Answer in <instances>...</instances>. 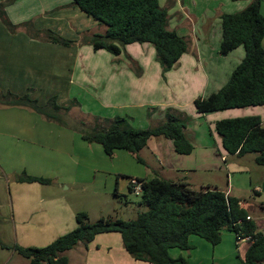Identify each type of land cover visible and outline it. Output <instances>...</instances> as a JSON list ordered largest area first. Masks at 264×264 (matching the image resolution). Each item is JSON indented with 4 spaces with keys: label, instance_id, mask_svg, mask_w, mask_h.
I'll return each instance as SVG.
<instances>
[{
    "label": "crops",
    "instance_id": "1",
    "mask_svg": "<svg viewBox=\"0 0 264 264\" xmlns=\"http://www.w3.org/2000/svg\"><path fill=\"white\" fill-rule=\"evenodd\" d=\"M165 1L163 6L161 1L158 0V3L168 9V29L175 30L178 36L188 41L187 52L180 57L177 65L162 77L153 47L149 44L127 45L124 47V53L141 70L140 76L134 77L131 71L127 72L124 68L114 70L111 58L108 64L103 66L100 61L92 60L94 56L88 59V56L79 55L77 47L80 45L74 40L72 41L75 45L62 47L41 39H32L20 26V23L26 20H33V27L37 31L47 29L59 33L63 29H74L75 22L85 14L73 6L72 0H15L6 6L4 11L9 21L19 27L14 33H10L0 21V94L12 93L21 96L31 90L34 96L30 97L37 100L35 91L45 87L46 79L53 78L55 87L50 85L52 82L49 83L53 89V95L50 93L49 99L55 97L56 103H59L60 94L66 95L69 89L66 86H74L75 92L80 94H84V88L95 87L98 96L106 102L109 99L121 102L129 98L133 103L126 106H132L138 111L149 107L148 115L157 119V125L163 119V109L167 108L172 109L182 119L208 115L206 120H210L211 128H214L213 124L217 121L240 117H259L264 127V106L198 114L193 105L198 97L217 92L243 59L244 50L241 47L226 56L219 55V17L222 14L242 11L251 0ZM3 2L5 0H0V4ZM170 2L171 8L168 6ZM260 13L264 17V0L260 3ZM43 21L48 22V26L42 27ZM105 30L102 29L99 34H104ZM262 45L264 47V39ZM58 52L62 58L58 57ZM52 64L62 70L58 72ZM60 74H65V78L66 74H70L64 86L63 82L59 81ZM105 78L110 80L106 92ZM123 86L130 89L125 97L123 91L121 92ZM72 100L79 103L80 99L75 97ZM72 100L65 104L69 103L70 106ZM37 102L40 105L46 103H40L39 100ZM104 106L106 109L108 103ZM9 108L11 107L0 106V179H5L8 199L7 204H4L0 193V241L9 246L40 247L44 245L34 242L45 240L44 244L47 245L59 236L55 234H63L56 232L58 228L66 223L71 225V220L75 218L73 203L55 200V195L44 190L47 185L15 181L19 171L10 167V161L15 159L13 162L17 164L18 159H23L27 145L37 143V134L41 133L39 128L47 124L37 118H9ZM184 133L193 146L189 155L175 153L167 139L152 137L138 154L141 159L138 163L142 165V170L136 174L134 171H123L125 178L130 182L131 179L149 180L158 176L175 183H185L195 191H221L226 196L242 200L241 206L250 213L258 230L264 233V169L256 165L255 155H228L222 148L220 138L212 134L210 129L208 136L204 133L196 134L194 131L189 133L185 129ZM93 149L101 160L99 148ZM27 156L33 162L38 159L30 152ZM126 159L124 155L119 156L122 164L127 162ZM4 205L11 208L9 220L5 219L7 216H3L1 212ZM85 213L89 220V211ZM5 223H11L14 237H2V234L9 232L6 231ZM74 227L76 228V225ZM188 242L190 250L171 249L170 256L182 257L188 264H243L249 246L247 242H236L234 234L227 230L221 231V241L216 246L196 236H190ZM0 251L3 253L0 254V264H29V260L16 252L1 248ZM61 256L66 258L68 264H149L132 259L124 250L118 233L97 235L86 246L79 244Z\"/></svg>",
    "mask_w": 264,
    "mask_h": 264
},
{
    "label": "trees",
    "instance_id": "2",
    "mask_svg": "<svg viewBox=\"0 0 264 264\" xmlns=\"http://www.w3.org/2000/svg\"><path fill=\"white\" fill-rule=\"evenodd\" d=\"M14 1L7 0L0 4V21L10 33H14L19 26L9 21L4 9ZM260 3L261 0H251L240 12L220 15L219 55L226 56L241 47L244 57L217 92L194 100L193 105L198 114L264 106V17L260 13ZM72 4L106 28L104 34H93L82 39L94 51L105 50L116 57L127 45L149 44L154 49L162 77L187 52L188 41L168 29L167 11L159 6L158 0H72ZM25 32L32 39L62 47L74 44L49 30L26 28ZM125 56L131 68L140 75L141 70L135 68L136 64L127 54ZM30 92L21 96L1 93L0 106L29 109L47 121L57 122L78 133L81 140L88 144L100 145L107 157L111 158L115 151L122 150L141 162L138 154L152 137L169 140L174 152L180 155H189L193 150L184 133L186 117L182 119L172 109L164 112L157 126L148 129L124 128L125 120L119 117L106 126L89 128L82 121L66 120V113L78 106L76 100L64 108L57 105L55 97L40 105L30 97ZM61 112L66 114L64 118ZM213 125L228 155L243 157L253 154L256 165L264 169V127L259 117L226 119ZM136 180L141 184L138 205L145 211L134 220L102 217L89 223L88 215L78 212L74 218L76 228L44 247L9 246L0 241V248L16 252L29 260V264H68L66 258L61 256L65 251L79 244L86 246L97 235L118 233L124 250L136 261L188 264L182 257L172 258L169 251L190 250V236L216 246L221 241V231L227 230L234 234L235 239H252L243 264H264V233L258 230L250 213L241 206L242 200L226 196L218 190L195 191L185 183H175L158 176L149 180ZM15 181L50 184L48 179L27 176L25 173L16 176ZM128 190L130 192V188ZM247 217H251V220H247Z\"/></svg>",
    "mask_w": 264,
    "mask_h": 264
},
{
    "label": "rangeland",
    "instance_id": "3",
    "mask_svg": "<svg viewBox=\"0 0 264 264\" xmlns=\"http://www.w3.org/2000/svg\"><path fill=\"white\" fill-rule=\"evenodd\" d=\"M159 1H161L160 3L162 6L165 2H168L165 0ZM175 1L176 0H172V2ZM160 3L159 6L168 12V9L162 7ZM168 6L170 8L172 7L171 2L168 4ZM169 21L170 17L168 16V22ZM20 25H23L25 29H34L33 20H26V22L20 23ZM41 25L42 27H46V25L48 26V22L43 21V24ZM102 29L105 30L103 25H100L92 18L83 15L82 19L75 22L74 29H63L59 33L52 30L50 31L66 40H74L75 42H78L80 45L79 48L77 47V50H79V55L82 54L83 57L88 56V59L94 56V59L92 60L100 61L103 66L108 64L111 58V64L114 70L124 68V70L127 72L131 71L134 74V77H139L140 75L138 74V76L136 71L131 68V63L129 60L125 58L124 49H122V54L118 58L104 50L94 52L92 46L82 40L86 35L101 33ZM44 30L47 31V29ZM34 31L37 30L34 29ZM58 57H61V55L59 54ZM52 63H54L53 60ZM52 67L58 72L62 70L59 69L56 64H52ZM135 68L138 67L135 65ZM69 76L70 74H66L65 78V74L58 75V77H60L59 81L63 82V86L69 79ZM73 79L74 77L72 80ZM45 81V87L35 91V98L39 100L40 103H45L51 94L53 95V89L49 86V83L52 82L50 85L55 87L53 84L55 80H53V78L46 79ZM109 85L110 80L105 78L104 92H106V89H108ZM66 88H69L66 95H59V103L57 102L58 105L68 106L69 103H65L70 102L72 99H75V97L80 99L79 103L77 102L78 106L70 109V111L66 113L67 115L64 112H61V116L64 118L66 115V120L68 121H82L86 127L93 128L95 125H97V127L100 128L102 126H106L116 117H119L125 120L123 126L124 128H152L157 125V119L151 118L148 115V111L150 110L149 107L138 111L132 106H126L133 103L129 98L122 100L121 102H114L111 99L106 102L103 100V98L98 96V92L95 87L84 88V94H80V92L76 93L74 86H66ZM121 88V92L123 91L125 97L130 89L126 86ZM29 94L30 96H34L33 92H30ZM69 97L71 100H68ZM155 99L160 98L155 97ZM105 103H108L106 109H104ZM166 109L167 108L163 109L162 112H165ZM7 112H9V118H37L42 121L44 120L43 122L47 124L39 128V132L41 133L37 134V143L27 145L25 157L23 159H18L17 164H14L13 162L16 161L15 159L10 161V167H15V169L19 171L18 175L24 172L29 176L41 177L50 180V184H48L44 190L49 192L51 195H55V200L58 202L62 201L73 203L72 206L74 208L73 211L75 212L74 215H76L78 212L83 211L85 213V211H89L91 215L89 216V223H94L101 217H110L112 219L130 221L134 220L139 213L145 211V208L138 205L139 196L129 192L127 189L129 181L125 178L126 174H123V171H127V173L134 171V174H136L137 171L142 170V165L138 163L133 155L121 150L117 151L115 156L113 155L111 158L107 157L103 154L99 145L83 142L80 139L78 133L59 125L57 122L49 120L47 121L42 116L29 109L11 107ZM186 113H188L187 110ZM25 114H29L30 116H25ZM206 116L200 118L197 117L194 119L187 117V120L185 121V130H187L189 133L194 131L196 134L204 133L208 136L210 129L212 134L219 137L214 131V128L210 127V120H206ZM93 148H99L101 152L99 155L102 154L100 155L102 157L101 160L98 156V153ZM29 152L35 157H38V159L33 162L32 159L27 156ZM120 155L126 156L127 162L125 164H122V162L119 161ZM4 180L5 179L1 177L0 193L2 195L1 197L3 203L7 204L6 201L8 199L6 198V187L4 185ZM77 182L79 183L75 184ZM1 212L3 216H7L5 219H10L11 208H8V205H4ZM10 224L11 223L4 224L7 226L6 231L9 232L4 233V235L2 234L3 238H10L9 236L14 237V232L11 229ZM75 225V219H72L71 225L66 223L65 225L61 226L60 229L58 228L56 232L63 234H55L59 235L56 238L74 230L75 227L73 228V226ZM44 242L45 240H38L34 243L46 246Z\"/></svg>",
    "mask_w": 264,
    "mask_h": 264
},
{
    "label": "built area",
    "instance_id": "4",
    "mask_svg": "<svg viewBox=\"0 0 264 264\" xmlns=\"http://www.w3.org/2000/svg\"><path fill=\"white\" fill-rule=\"evenodd\" d=\"M129 188H130V192L135 194L136 196H140L141 194V184L136 180V179H132L129 182ZM247 220H251V217H247ZM236 242H247L248 244H250L252 242V239L250 237H245V238H239L236 239Z\"/></svg>",
    "mask_w": 264,
    "mask_h": 264
}]
</instances>
